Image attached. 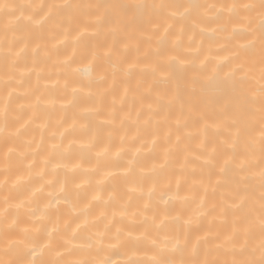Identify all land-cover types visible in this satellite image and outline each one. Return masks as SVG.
I'll list each match as a JSON object with an SVG mask.
<instances>
[{"label": "bare ground", "instance_id": "6f19581e", "mask_svg": "<svg viewBox=\"0 0 264 264\" xmlns=\"http://www.w3.org/2000/svg\"><path fill=\"white\" fill-rule=\"evenodd\" d=\"M65 2L99 0H0L9 5L0 10V109L8 105L7 118L0 113V180L20 186L0 199L8 197L19 229L41 242L45 261L59 254L99 262L113 251L115 264L152 260L156 246L178 237L202 260L230 264L239 258L233 249L258 245L249 222L260 215L264 81L259 46L235 55L247 43L237 34L247 21L226 10L235 0H156L205 7L188 21L169 10L116 36L98 32L87 7L70 25H42L48 13L35 5ZM172 57L183 72L167 67ZM106 58L115 74L99 88L82 84ZM48 200L60 229L45 225L51 240L29 214Z\"/></svg>", "mask_w": 264, "mask_h": 264}, {"label": "clouds", "instance_id": "9594fccd", "mask_svg": "<svg viewBox=\"0 0 264 264\" xmlns=\"http://www.w3.org/2000/svg\"><path fill=\"white\" fill-rule=\"evenodd\" d=\"M236 7L232 9L230 15L234 17H247L245 19L247 23L237 33L240 36L247 37L253 33L259 32V25L261 22V0H235ZM242 3H248V8L240 7ZM143 7H139V5ZM196 3L192 2H175L165 3L152 0L151 3L145 0L144 3L131 2V0H99V2L89 5H76L71 2L65 3H40L35 5L39 9V13L48 14L44 17L42 25H62L71 24L72 18L76 10L83 9L85 7L94 9L98 16L102 19L97 21L96 29L98 32H104L106 29L111 32L113 36L118 35L120 32L135 27L137 24L150 23L152 19L163 17L169 10L172 12V17L179 21H188L195 16L201 15L200 10L205 6L199 5V9L196 10L192 7ZM8 4H0V10H7ZM219 14H217V17ZM114 29V30H113ZM162 41L167 40V36L160 38ZM247 46V43L244 44ZM175 47L179 48L182 46V41L177 40ZM259 42L257 40V45ZM220 67L219 65L217 66ZM71 65H69V69ZM115 74V64L110 58H106L104 66L96 71V74L92 76L88 81H81L86 87H102L105 83L107 75L109 73ZM215 80H220L219 74L214 77ZM234 79V74H229L224 78V83L228 80ZM6 119V117H5ZM7 171L6 169L4 170ZM20 186L18 184H11L7 179L0 180V195L4 191L12 192L13 190L18 191ZM35 195V193H33ZM63 199L67 202L70 208L74 211L75 205L70 198L64 194ZM261 199V198H260ZM13 205L9 202L7 196H3L0 199V264H75L76 261H65L60 258V255L52 256L50 259L45 261L43 255L45 248L41 246V242L38 241L32 231L20 230L17 223L16 213H12ZM53 210L52 201L48 200L43 206L40 203L34 202V206H29V214L32 217L38 218L39 223L44 227L45 237L51 240V234L48 232L45 225L52 223L54 230L59 231V226L52 221L51 213ZM18 213V208H17ZM259 217L264 214V210L259 209ZM259 217L256 221H250V229H258L260 235V242L256 246H251L245 243L238 249H233L232 255L234 258L230 264H264V226L259 223ZM11 221V222H9ZM10 233H16V239H9ZM11 241V243H10ZM179 241V242H177ZM88 247H92L91 244ZM157 257L152 260H144L138 258H127L122 259L121 264H219L218 261H212L208 259H201L199 249L193 250L189 253L188 246L186 243H181L177 237L174 242L165 244L164 249H159L156 246ZM120 255L118 251H113L112 255L107 258L96 262L88 259L79 260L82 264H115L112 256ZM229 264V262H225Z\"/></svg>", "mask_w": 264, "mask_h": 264}, {"label": "snow or ice", "instance_id": "6c2138e0", "mask_svg": "<svg viewBox=\"0 0 264 264\" xmlns=\"http://www.w3.org/2000/svg\"><path fill=\"white\" fill-rule=\"evenodd\" d=\"M236 3L233 2L231 4H229L227 6V11L229 12V14L231 13L232 9H234L236 7ZM250 6H254V5H249L248 3H242L240 5V7H243V8H248ZM139 7H143V5H139ZM192 7L196 10L199 9V5L197 4H194L192 5ZM209 8H215L216 6L215 5H209L208 6ZM260 9H261V22H260V25H259V32L258 33H253L249 36H247V46L246 45H241L240 46V49L241 51L236 53L235 55L238 57V58H241V56H244V57H247V56H250L251 54H253L257 48V40L259 42V56H260V60H259V76H260V80L261 81H264V0H261V3H260ZM102 17L101 16H97L96 17V20L99 21L101 20ZM244 19H247V17H244ZM114 30V29H113ZM94 55V54H93ZM181 64L182 62H178L176 61V58L175 57H172L170 58V61L167 65V67L169 69H172L174 68L177 72H183V68L181 67ZM240 71L244 72L245 75H247V71H245V63L244 62H241L239 64H237L236 66ZM260 97H261V104H262V112H264V84H262L260 90ZM11 95V93H9V96ZM149 107H151V105H149ZM0 113H2L6 118H7V113H8V105L5 104L3 106L2 109H0ZM262 123H264V116H262ZM260 144H261V151L262 153H264V130H262V133H261V141H260ZM234 146V145H233ZM9 151H11V149H9ZM167 157L165 156V159ZM131 163V161L129 162ZM230 163V159H226L224 161V164L225 166H227L228 164ZM241 167H243V162H241ZM161 167H163V165H161ZM221 171H226V167L225 168H222ZM260 177H261V189H262V195H261V204H260V207L262 210H264V168L261 169V172H260ZM135 189H133L134 191ZM94 199H99L98 196L94 197ZM59 202V201H57ZM123 215V213H121ZM191 221L190 220H186L185 223H190ZM259 223L264 226V214H262L260 217H259ZM119 231V229L117 230ZM229 239H231L229 237ZM179 242V241H177ZM11 243V241H10ZM153 243H155V241H153ZM155 259V258H154ZM75 264H82L81 261H76ZM157 264H159V262H157Z\"/></svg>", "mask_w": 264, "mask_h": 264}]
</instances>
